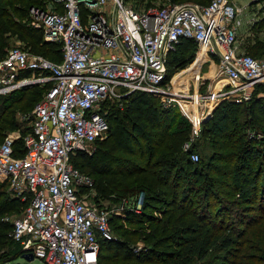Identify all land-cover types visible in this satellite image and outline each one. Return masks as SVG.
Returning <instances> with one entry per match:
<instances>
[{
    "label": "built area",
    "instance_id": "1",
    "mask_svg": "<svg viewBox=\"0 0 264 264\" xmlns=\"http://www.w3.org/2000/svg\"><path fill=\"white\" fill-rule=\"evenodd\" d=\"M40 1L30 6V24L59 44V61L24 47L0 56V95L44 86L29 128L7 132L0 142V181L24 202L16 216L3 219L11 223L10 237L45 264H96L99 239L112 238L109 218L124 208L138 212L143 200L140 193L116 207L96 203L94 179L72 163L76 152L90 154L106 136L103 102L146 92L163 107L176 105L189 124L182 150L197 161L192 146L202 124L222 100L247 101L264 85V57L239 49L242 8L230 0H168L140 9L128 0ZM182 37L196 43L182 70L190 68L192 83L185 76L175 85L166 65ZM18 139L20 156L14 155Z\"/></svg>",
    "mask_w": 264,
    "mask_h": 264
},
{
    "label": "trees",
    "instance_id": "2",
    "mask_svg": "<svg viewBox=\"0 0 264 264\" xmlns=\"http://www.w3.org/2000/svg\"><path fill=\"white\" fill-rule=\"evenodd\" d=\"M24 3L0 0V56L7 49L5 38L14 35L24 42V48L59 61V44L43 40L41 31L30 24V16L27 21L13 20L14 15L25 17L28 9ZM260 10L262 16L250 26L253 37L245 39L242 50L254 57H264V33L259 35L264 31V5ZM189 45L195 51L185 49L186 56L171 53L168 64L173 61L181 68L190 62L196 53L194 40L182 37L177 47ZM4 98L0 104V142L5 135L3 128L18 129L5 115L10 104ZM122 101L123 106H118ZM108 102L102 104L109 124L106 136L95 141L92 153L76 152L72 163L92 176L98 196L128 200L142 191L143 200L138 212L124 208L122 216L109 218L117 236L99 239L96 264H200L214 253L218 263L213 264H264V248L255 247L253 236L240 240L246 230L231 228L224 216L253 204L264 209V85L257 84L247 101L224 100L215 107L192 146L199 153L197 161L182 150L189 124L176 105L163 107L146 92H131L110 106ZM21 146V139L16 140L14 155L23 153ZM95 151L107 158L95 162ZM23 204L7 188V181L1 180L0 264H13L24 252L9 235L11 223L3 219L11 211L18 214ZM160 209L162 215L154 216ZM246 217L249 229L257 220ZM122 223L131 226L125 228ZM138 240L145 245L136 250L130 243ZM11 242L19 247L12 254L6 250ZM243 245L255 248L262 256L249 251L242 254ZM239 257L244 261H236Z\"/></svg>",
    "mask_w": 264,
    "mask_h": 264
},
{
    "label": "rangeland",
    "instance_id": "3",
    "mask_svg": "<svg viewBox=\"0 0 264 264\" xmlns=\"http://www.w3.org/2000/svg\"><path fill=\"white\" fill-rule=\"evenodd\" d=\"M35 1L36 0H25V3H24L26 6L25 8L28 9V10H26L25 17L21 18L20 16L14 15L13 20H16L18 22L21 20L27 21V18H29V16H30L29 15L30 14V11H29L30 6L29 5L32 3H37L38 1H39L38 4L41 5L40 0H37V2H35ZM166 1H168V0H129V3L132 4L136 9H140V8L145 7L146 4H151V5L157 6V5L164 4ZM208 1L209 0H180V2H195L198 4H206L203 2H208ZM230 1L242 8L243 6H241L240 3H243L246 0H230ZM247 1L248 2L246 4V8H243L242 13H241V25L239 26V28L237 29V32H236L237 33L236 34L237 35V42H238L239 47L241 45L242 50H244L243 45H244L245 39L248 37L249 38L253 37V32L250 29V26L253 24L254 21H256L260 16H262L263 13L261 14L260 9L264 5V0H247ZM245 16H247V18ZM263 33H264V31H261L259 35L263 36L262 35ZM5 41H6V45L4 46V48L24 47L25 46L24 42H21L14 35L13 36H7L5 38ZM185 49L187 51H190V52L192 50L195 51L193 45H189V46H187V48H183V46H178V47L176 46V48L171 53H172V55L180 56L182 54L183 55L185 54L184 56H186L187 53H184ZM171 53H170V55H171ZM198 61H199V58H198L197 62ZM172 62L173 61H171L169 64L167 62V65H166L167 74H168L167 78L169 76H172V75L173 76H177V75L179 76V74L182 73V70L185 67H189V63H190V62H188L186 65H184L183 67L180 68L177 66V63L175 64L174 62L173 63ZM206 67H207L206 64H204L202 69H201V72H205ZM189 69L190 68H188L187 71ZM184 71H186V70H184ZM188 75H189V72L185 75H182V77H179V79L176 80V83L174 81L173 82L176 85L177 82L180 81V78L185 80V76H187L186 78H188V80H190ZM190 83H192L191 80H190ZM191 87H189L190 90H191ZM21 89L24 90V94L20 93ZM42 92H43V86L42 85H40L39 83H31V84L26 85L24 88L15 89V90L7 93V94L0 95V104L3 100V97H5L4 100L10 104V107H8L6 109L5 115L7 114L11 118V120H13L12 125H14L15 127L18 128V129H8L5 127V128H3V131L5 133L16 132L17 130H21V131L24 130V132H25L29 128L31 111H32L34 105L36 104L37 100L39 99V96L41 95ZM31 94H33L32 97H31ZM21 96H23L21 101L16 100L17 97L19 98ZM222 101H224V100H222ZM111 102L112 101L108 102L109 106H110ZM124 102L125 101L120 102L118 106H123ZM93 150H92V152H93ZM208 150L209 149L206 147V151H208ZM203 152H204V150H203ZM93 154H94L93 159H95V162H99V161L105 160L107 158L105 156V159H104V154L102 152H99V151H95ZM140 193L143 195L142 191ZM103 197H105V196H100V195L98 196L97 195V196H93L92 199L96 203L103 204L104 206H107L108 208H110L111 206L116 207L120 203L119 201L122 200V199H120L119 201H116V200L110 201L106 197L105 198H103ZM97 198H100V201L97 200ZM161 208L163 210V207H161ZM233 208H235V207H233ZM261 209L262 208H260L258 205L253 204L252 206L247 207L243 210H240L231 216L224 215V216H227L231 222L230 224H228V226H230L231 228L240 227V228L246 230L245 236L243 238H239L240 240L251 239L250 236H253L254 239L251 240V242H253L255 244V247H258V248H264V209L263 210H261ZM161 212H162L161 209L155 210L153 212V214H154V216L159 217L162 215ZM239 214H241V216H239ZM7 215H9L10 217H14L17 215V213L15 211H11ZM246 216H251L253 218V220H257V222L254 223L249 229H247L245 226V217ZM238 221H243V223H238ZM122 224L124 225L125 228L131 226V225H128L127 223H122ZM109 229H110V232L112 234V239L116 238L117 235H116L115 231L112 229L110 223H109ZM144 229L147 230V227H144ZM255 238H257V240H258V242H256V243H255V241H256ZM130 244L132 246H135L136 250L140 249L142 246L145 245L142 240H138L136 243H130ZM166 248L168 250H170L172 247H166ZM240 248H242L240 251V252H242V254H243V252L249 251L251 253H255L256 256H262L261 253H258V251H256L255 248L245 249L246 247L244 245L241 246ZM18 249H19L18 245L13 243V242H11L6 247V250H8V252L10 254H12L13 252H15ZM214 254L210 257H208V256L205 257L204 263H206V264H211L210 262H212V264L215 262L218 263V261H216V257H215L216 255H214ZM239 255H240V253H239ZM251 255H253V254H251ZM258 258H260V257H258ZM241 259H242V257L241 258L239 257L236 259V261H240ZM241 261H244V259H242ZM207 262H209V263H207ZM12 263L13 264H45L40 258H37V257H34L29 262H27L22 257H18L16 259H14L12 261ZM204 263H200V264H204ZM154 264H158V263H154Z\"/></svg>",
    "mask_w": 264,
    "mask_h": 264
},
{
    "label": "water",
    "instance_id": "4",
    "mask_svg": "<svg viewBox=\"0 0 264 264\" xmlns=\"http://www.w3.org/2000/svg\"><path fill=\"white\" fill-rule=\"evenodd\" d=\"M21 257L23 258V259H25L27 262H29V261H31L34 257H33V254L31 253V252H29V251H25V252H23L22 254H21Z\"/></svg>",
    "mask_w": 264,
    "mask_h": 264
},
{
    "label": "bare ground",
    "instance_id": "5",
    "mask_svg": "<svg viewBox=\"0 0 264 264\" xmlns=\"http://www.w3.org/2000/svg\"><path fill=\"white\" fill-rule=\"evenodd\" d=\"M189 71H191L190 69L188 70V71H182V73L181 74H179V76L177 77V76H174V79H175V81L176 80H178L179 79V77H182V75H185V74H187Z\"/></svg>",
    "mask_w": 264,
    "mask_h": 264
},
{
    "label": "crops",
    "instance_id": "6",
    "mask_svg": "<svg viewBox=\"0 0 264 264\" xmlns=\"http://www.w3.org/2000/svg\"><path fill=\"white\" fill-rule=\"evenodd\" d=\"M247 2H248V1L246 0V1L243 2V3H240L241 6H243V7H242V10H243V8H246V4H247ZM245 17L247 18V16H245ZM239 49L242 50L241 45H240ZM202 67H203V66H202Z\"/></svg>",
    "mask_w": 264,
    "mask_h": 264
}]
</instances>
